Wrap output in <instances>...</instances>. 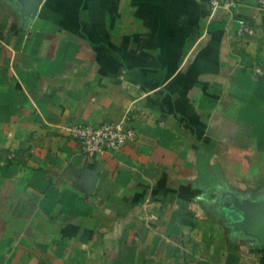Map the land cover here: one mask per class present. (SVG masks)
Here are the masks:
<instances>
[{
	"label": "crops",
	"instance_id": "1",
	"mask_svg": "<svg viewBox=\"0 0 264 264\" xmlns=\"http://www.w3.org/2000/svg\"><path fill=\"white\" fill-rule=\"evenodd\" d=\"M264 10L0 0V264H264ZM130 117L121 150L68 130Z\"/></svg>",
	"mask_w": 264,
	"mask_h": 264
},
{
	"label": "built area",
	"instance_id": "2",
	"mask_svg": "<svg viewBox=\"0 0 264 264\" xmlns=\"http://www.w3.org/2000/svg\"><path fill=\"white\" fill-rule=\"evenodd\" d=\"M246 0H207L213 15L221 11H230ZM257 6L264 10V0H256ZM264 74L262 70H257ZM70 135L77 140L82 153L101 155L116 152L138 136L130 117L121 120H107L99 123L79 122L68 126Z\"/></svg>",
	"mask_w": 264,
	"mask_h": 264
},
{
	"label": "water",
	"instance_id": "3",
	"mask_svg": "<svg viewBox=\"0 0 264 264\" xmlns=\"http://www.w3.org/2000/svg\"><path fill=\"white\" fill-rule=\"evenodd\" d=\"M245 212L239 225L250 235L257 237V244L264 243V202H253L247 200L239 203Z\"/></svg>",
	"mask_w": 264,
	"mask_h": 264
},
{
	"label": "rangeland",
	"instance_id": "4",
	"mask_svg": "<svg viewBox=\"0 0 264 264\" xmlns=\"http://www.w3.org/2000/svg\"><path fill=\"white\" fill-rule=\"evenodd\" d=\"M258 69L261 70V68H258V67H257L256 70H258Z\"/></svg>",
	"mask_w": 264,
	"mask_h": 264
}]
</instances>
